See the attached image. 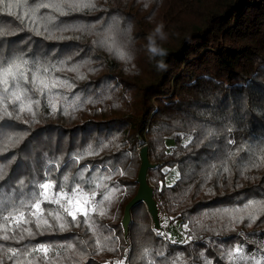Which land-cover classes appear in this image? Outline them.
Masks as SVG:
<instances>
[{
	"label": "trees",
	"instance_id": "obj_1",
	"mask_svg": "<svg viewBox=\"0 0 264 264\" xmlns=\"http://www.w3.org/2000/svg\"><path fill=\"white\" fill-rule=\"evenodd\" d=\"M18 59L67 83L29 91L32 112L0 86L2 264H114L142 135L159 162L147 171L154 196L189 239L158 234L138 202L124 264H264V210L245 208L264 202V0H3L0 66ZM165 166L178 170L170 184ZM49 179L53 192L97 193L88 223L48 202L50 226L37 228L28 207L27 224L2 219ZM41 244L47 258L32 251Z\"/></svg>",
	"mask_w": 264,
	"mask_h": 264
},
{
	"label": "snow or ice",
	"instance_id": "obj_2",
	"mask_svg": "<svg viewBox=\"0 0 264 264\" xmlns=\"http://www.w3.org/2000/svg\"><path fill=\"white\" fill-rule=\"evenodd\" d=\"M0 3H3V0H0ZM41 7H54L55 5L51 4H42ZM13 6L9 5L8 11L11 13V8ZM59 10V9H58ZM28 62L23 59L13 60L8 62L4 66H0V86H2L5 93L10 92L12 103L19 102L20 111H29L32 112L33 105H39V100L33 101L28 93L29 91L38 92L44 94L50 92L51 89L57 87H63L67 82H62L58 78H52L48 75L49 70L44 68L41 70L39 67L32 69L27 67ZM31 77V78H30ZM23 82V83H21ZM31 84V89L24 87L25 84ZM5 97L0 96V105L4 103ZM53 110L56 109V104L52 101H49ZM4 115L11 116V112H7L6 106L4 108ZM34 115V113H33ZM3 117H0L2 119ZM65 181L68 180V177H64ZM57 185L52 180H46L45 182L39 183V191L32 194V198L29 200L28 204H25L21 201L20 207H15L12 212H9L8 216H4L2 219L6 222L11 221L16 224L18 227L20 224H27L30 221L25 218V212L23 208L28 207L30 209V215L35 222L37 228L42 226H50L48 219L44 218V209L42 208V202L54 203L60 206V208L68 215L71 216L73 221H77V216L82 215L85 217V223H88V216L90 212H95L100 205L94 200V197L97 195L96 192H91V194L85 193L83 188L79 184H76L70 191L65 190V185H60L59 189L55 192L52 190L56 188ZM104 201L111 199V193L103 197ZM245 208L264 210V202L254 203L249 202ZM101 214L103 212L101 211ZM49 216H52L54 220L59 223L61 230L67 227L65 222H60L62 220L61 214L57 212H49ZM251 219H256L253 213H249ZM3 226H0L2 228ZM28 235H32L31 229H26ZM0 239L7 240L9 239L8 235H3ZM109 238L105 237L104 240L107 241ZM102 242L97 241V244L100 245ZM67 247H72L68 245ZM12 251V250H9ZM33 252H42L47 258V254L50 251L49 246L43 244L39 245L37 248L32 250ZM241 249H235L236 253H239ZM13 257L19 255L18 252L13 251ZM230 256H233L232 253H229ZM234 258V256H233ZM2 264V261H0ZM30 264V262H29ZM115 264H124L123 261H117Z\"/></svg>",
	"mask_w": 264,
	"mask_h": 264
},
{
	"label": "water",
	"instance_id": "obj_3",
	"mask_svg": "<svg viewBox=\"0 0 264 264\" xmlns=\"http://www.w3.org/2000/svg\"><path fill=\"white\" fill-rule=\"evenodd\" d=\"M139 152V166L136 175L137 188L134 195L124 204L120 223L122 226L123 237L126 243V248H129L128 239V224L131 219V208L138 202H143L152 219V227L158 233L170 238L167 230L168 224L164 222V215L157 199L154 196V186L149 182L147 171L150 167L158 165L159 162H153L148 155V144L143 143L137 147Z\"/></svg>",
	"mask_w": 264,
	"mask_h": 264
},
{
	"label": "rangeland",
	"instance_id": "obj_4",
	"mask_svg": "<svg viewBox=\"0 0 264 264\" xmlns=\"http://www.w3.org/2000/svg\"><path fill=\"white\" fill-rule=\"evenodd\" d=\"M146 135L139 136L138 140V146L142 145L143 143H146ZM171 141H167V144H170ZM158 149V148H157ZM153 161V160H151ZM154 162V161H153ZM166 171L164 176L165 183H172L177 177H178V170L176 166L172 167H163ZM70 191V190H68ZM171 215H164V222L168 224V230L167 233L170 237V239L178 240V241H185L189 239V235L187 233V225L183 222H181L179 219L172 220ZM125 256H126V248L119 250L118 254L113 256L112 258H109L107 261L110 263L115 264L117 261H123L125 263Z\"/></svg>",
	"mask_w": 264,
	"mask_h": 264
}]
</instances>
